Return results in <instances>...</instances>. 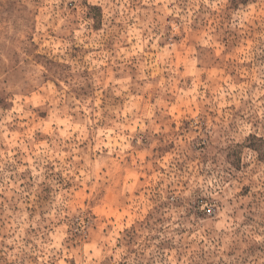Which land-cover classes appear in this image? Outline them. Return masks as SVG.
I'll list each match as a JSON object with an SVG mask.
<instances>
[{"label": "clouds", "instance_id": "9594fccd", "mask_svg": "<svg viewBox=\"0 0 264 264\" xmlns=\"http://www.w3.org/2000/svg\"><path fill=\"white\" fill-rule=\"evenodd\" d=\"M69 2L63 0L65 5ZM88 2L103 9L102 21L99 15L95 20L84 19L86 9L82 7L75 13L67 8L61 9V0H37L35 4L29 3L30 8L38 7L40 11L34 42L30 38V29L22 34L0 33V95L6 94L14 105L8 109L0 107V145H6L0 149V257H6L0 258V264H64L62 254L66 253L67 240L71 236L68 231L71 225L66 218L79 219L81 214L87 215L80 208L79 194H74L76 190L82 194L81 186L94 189L105 183L111 186L122 178L126 169L137 174L142 168L148 171L149 162L142 157H158L160 153H154L153 149L160 147L162 142L165 146L175 142L176 147L164 162L162 173L156 167L160 161H151L156 183L149 191L156 197L157 204L161 201L164 204H161L158 218L153 219L151 226L142 229L143 244L152 242L155 245L158 241L153 240L154 234L159 241L170 242L178 249L186 244L189 233L184 230L199 228L195 220L189 221L188 209L197 208L198 198L202 196H212L215 201L223 202L226 212H240L241 202L233 199L238 191L236 162L229 164L215 149L207 155L196 151L199 143L196 138L208 135L203 131V123L197 122L199 117L192 121L189 133L179 136L171 128V121L166 119L169 106L166 101L171 100L166 94L173 89L177 109L185 111H195L194 105L205 102L202 91L197 90L204 70L196 67L202 63L200 53L196 52L187 59L189 70L183 74L192 77V85L184 83L181 88H176L181 83L182 74L177 73L173 65L174 54L180 46L173 40L175 36L185 44H192L193 48L202 45L207 51L216 46V33L211 28L205 31L207 39L190 32L189 26L198 15V8L203 6L220 15L225 21L224 28L230 32H246L255 21H259V28L264 32V0H255V3L246 0V6L245 0H236L240 7L231 13H227L230 0H136L135 11L127 7L128 0ZM75 3L79 5L80 0ZM168 16L179 17V21L169 22L166 20ZM94 27L98 30L93 31ZM48 30L56 36H50ZM184 30H189L187 40L183 37ZM209 32L212 34L208 35ZM108 38L115 39V47L106 52L104 41ZM132 39L135 43L128 46ZM160 42L165 43L164 48L159 46ZM259 43L260 40H256L253 48ZM73 44L81 49L75 58ZM97 48L100 51H96ZM53 49L57 53L55 56ZM85 49L91 51L85 55ZM152 49L155 52L149 55ZM251 55L250 51L249 58ZM42 57L63 59L65 64L71 65V73H54ZM17 59L19 64H16ZM129 65L136 70L132 71ZM14 66L18 71L6 80ZM232 67L237 66L233 64ZM88 68L91 71L85 74ZM215 68L217 73L222 68L226 74L229 65L221 57ZM152 72L167 74L169 78L152 79ZM60 80L63 83L56 87ZM209 81L204 85L213 95L206 102L213 111L216 105L239 104L243 107L247 100H251L248 114L259 111L264 121V99H260L264 97V64L249 75L245 85H239L233 79L221 88L213 76H209ZM88 84L96 94L77 99L73 89ZM102 92L109 96L103 106L99 95ZM146 96H151L154 102L148 103L144 99ZM115 97H120L122 103H113ZM197 97L201 99L197 100ZM199 110L202 112L203 108ZM44 111L47 116L41 119L38 113ZM236 123L239 131L227 135L222 120L215 128L210 124L213 144L226 148L233 140L253 131L250 124L244 127L245 122ZM36 133L41 134L42 143ZM129 154L136 160L134 166L123 163V158ZM25 159L29 162L22 165L20 161ZM193 159L197 163L189 167L188 162ZM181 160L185 161L183 172L177 170V163ZM201 171L204 176L200 175ZM208 172H212V176L209 177ZM69 183L70 189L67 187ZM177 185L180 188L169 201V186ZM45 187L50 189L46 200L43 199ZM140 187L137 183V189ZM146 199L136 202L135 206H146ZM205 207L209 212L215 209L214 204ZM192 215L196 217L198 213ZM240 219H243L242 215ZM211 224L209 220L208 226ZM81 227H85L82 221ZM222 227L223 224L215 225L217 229ZM235 227V224L231 225L228 231ZM202 231L200 228L196 235L199 237ZM247 239L264 244V230L259 234L248 233ZM110 241L111 238L105 239L104 233H93L87 237V249L81 247L71 254L77 258V264H98L102 259L98 249L106 248ZM83 243L85 241H81ZM224 260L229 264L228 257ZM158 264H169V261H158ZM171 264L178 262L172 260ZM179 264H189L187 257Z\"/></svg>", "mask_w": 264, "mask_h": 264}, {"label": "rangeland", "instance_id": "374dc122", "mask_svg": "<svg viewBox=\"0 0 264 264\" xmlns=\"http://www.w3.org/2000/svg\"><path fill=\"white\" fill-rule=\"evenodd\" d=\"M36 2L37 0H2L0 2V33L19 32L22 34L30 29V38L34 42L40 11L38 7L30 8L29 3L35 4ZM253 3H255V0H253ZM177 6L181 7L182 5ZM59 7L61 9H70L71 13L77 12L78 8L82 7L86 9L84 19L95 20L99 15L100 20H103V9L98 4H90L88 0H80L79 5L75 3V0H70L67 5L61 0ZM127 7L135 11L137 7L136 0H128ZM168 7L171 8L172 5L169 4ZM239 7L240 4L236 3V0H230L227 13H231V11ZM197 13L198 15L195 16L189 26L190 32L207 39L208 36L205 35V31L211 28L216 33V46L207 51L205 46L202 45L193 48L192 44H185L179 36H175L173 40L180 46L174 54L173 65L176 72L182 74L181 83L176 85V88H181L184 83L192 85V77L183 74L189 70L187 59L196 52L200 53L202 63H198L196 67H203L204 70L201 73L200 85L197 90L202 91L205 102L202 105H194L195 111L192 109L187 111L183 108L177 109V98L173 95V89H169L166 95L171 100L170 102L166 101L169 104L166 119L171 121V128L179 136H185L191 131L192 121L199 117L197 122L203 123V131L207 132L208 135H201L196 138L199 140L196 145V151L207 155L215 149L217 154L222 156L229 164L233 161L236 162L235 172L237 175L235 178L237 179L238 191L233 199L241 202L239 205L240 212H226V205L223 202L215 201L212 196H202L198 198L197 208L188 209L189 221L195 220L199 228L194 227L192 230H184L189 233V240L186 244H183L178 249L176 245L170 242L159 241L155 234L153 235V240L158 241L155 245L152 242L143 244L141 242L142 229L151 226L153 219L158 218L161 204H164L163 201H161V204H157L156 197L149 191L152 189V185L156 183V173L152 170L151 161L153 159L160 161L156 167L162 173L164 171V162L167 161L171 151L176 147L175 142H170L166 146L162 142L160 147L153 149L154 153H160L158 157L151 155L142 157L144 161L149 162L148 171H144L142 168L140 173L137 174L131 169H126L122 178L111 186L107 183L99 189H94L92 186H81L83 188L82 194H80L79 189L76 190L74 194H79L80 208L84 209L87 215L81 214L79 219L76 217L66 218L71 225L68 229L71 236L67 240V251L62 254L64 264H77V258L71 253L81 247L87 249V237L97 232L104 233L106 240L111 238L106 248L98 249L102 256L98 264H158V261L163 262L164 260H168L169 264H171L172 260H176L179 264V261L184 260L185 257H187L189 264H225V257H228L229 264H264V244L250 242L247 239L248 233L259 234L264 230V178H262L264 177V135H261V133H264V121L261 119L262 114L259 111L252 113V115L248 114L251 112L248 107L252 103L251 100H247L243 107L239 104H228L225 107L216 105V110L213 111L206 102L207 98L213 95V92L204 85L205 81H209V76L217 79L221 88L226 87L227 81L233 79L239 85L247 84L249 75L254 70L258 71L260 65L264 64V32L259 28V21L249 25L246 32H230L224 28V19L212 10L201 6L197 9ZM225 18H230V16ZM166 20L178 22L179 17L168 16ZM237 24H239V21H237ZM168 27L171 28V23H169ZM96 30L98 29L94 27L93 31ZM48 31L50 36H56L51 30ZM211 34V32L208 33V35ZM168 35H171V32ZM183 37L184 40L189 38V30H184ZM256 40H260V43L255 44V48H253ZM134 43V39L129 40L128 46ZM159 46L164 48L165 43L160 42ZM113 47H115L114 38H108L104 41V51H110ZM72 48L73 58H75L80 54L81 49L75 44L72 45ZM89 51L91 50L85 49L84 54L87 55ZM96 51H100V49L97 48ZM250 51L252 55L249 58ZM154 52L155 49H152V52L148 54L151 55ZM209 52H211V55H209ZM52 54L53 56L57 55L55 49H53ZM221 57L229 65L226 74H224L222 68L217 73L215 68V65L221 62ZM42 59H45L47 67L54 73H71V65L65 64L63 59L57 60L49 57H42ZM16 64H19V59L16 60ZM233 64L237 67H232ZM129 68H132V71L136 70L132 65H129ZM17 71L18 69L14 66L13 72L10 73L6 80L15 75ZM90 71V68L85 69V74ZM168 78L167 74L159 75L156 72H152V79L167 80ZM47 82L52 83L51 80ZM62 83L63 81L60 80L55 86L59 87ZM209 83L211 84L212 81H209ZM233 86L236 85L234 84ZM213 87H215V84H213ZM73 91L77 99H80L81 96L88 98L96 94L90 84L73 89ZM99 95L101 106H103L109 96L107 92H102ZM144 99L148 103L154 102L151 96H146ZM200 99L201 97H197V100ZM260 99H264V97H260ZM113 103H122V101L120 97H115ZM11 106L14 105L8 100L6 94L0 95V107L8 109ZM201 107L203 108L202 112L199 110ZM38 115L41 119H44L47 116V112H40ZM221 120L225 135L232 131H239L237 121L245 122L242 125L244 127L250 124L253 131H249L243 138L233 140L232 143L227 144L226 148H221L218 144H213L212 129L209 128L210 124L215 128V125ZM197 130L199 131L200 129ZM36 137L39 142H43L40 133H36ZM144 143H147V140ZM5 147L6 145H0V149ZM113 158L115 159V154H113ZM28 162L27 159L20 161L22 165H27ZM200 162L207 163L206 160H200ZM123 163L134 166L136 160L132 154H129L123 158ZM196 163V160H190L188 166L191 167V165ZM184 165V160L179 161L177 170L183 172L185 170ZM200 175L204 176L205 173L201 171ZM207 175L209 177L212 176V172H208ZM28 178L31 179V176L29 175ZM137 183L141 185L139 189H137ZM67 187L70 189L71 184L69 183ZM125 188L128 190L124 191ZM179 188V185L175 187L169 186L167 195L169 201H171V197L176 196ZM158 189L159 185L157 184L156 191ZM43 192L45 194L43 199H48L50 189L45 187ZM145 198H147L146 206L137 208L135 206L136 202L143 201ZM229 203H231V199ZM211 204H214L215 209H219V211L214 209L213 212H209L205 205ZM164 206L166 207L167 205ZM193 212H197L198 215L193 217ZM221 212L224 213L223 216L220 215ZM241 215L243 219H240ZM209 220L212 221L211 226H208ZM81 221L85 227H81ZM159 222H163L162 218H159ZM216 224H223L224 227L217 229L215 228ZM233 224L236 227L229 232L228 228ZM200 228H203V231L200 232L198 237L196 233ZM143 239L148 240V237H143ZM81 241H85V243L81 244ZM225 241H227V245H225ZM208 245H212V247H208ZM150 248L152 249L151 252L148 251ZM222 249L223 251H221ZM12 250L11 246H9V251ZM0 258L6 259V257ZM93 258H96L95 255Z\"/></svg>", "mask_w": 264, "mask_h": 264}]
</instances>
